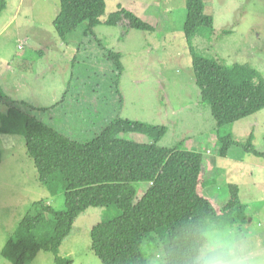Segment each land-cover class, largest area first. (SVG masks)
Wrapping results in <instances>:
<instances>
[{
  "label": "rangeland",
  "instance_id": "rangeland-1",
  "mask_svg": "<svg viewBox=\"0 0 264 264\" xmlns=\"http://www.w3.org/2000/svg\"><path fill=\"white\" fill-rule=\"evenodd\" d=\"M7 2L0 16V111L17 106L56 123L60 131L81 141L94 138L116 116L167 126L160 145L182 144L204 154L208 195L223 205L231 195L229 184L240 187L246 222L222 227L209 220L207 230L231 228L264 244V159L246 152L239 143L222 156L218 143L219 136L228 134L244 143L253 133L255 146L264 150V108L223 126L218 134L210 104L201 101L183 31L185 0H107L103 19L122 2L129 7L140 6L136 10L143 13L145 9L150 17L157 12L159 21L152 18L158 23L156 30L131 29L121 21L114 26L103 24L92 34L86 33V25L82 24L68 41L59 36L53 23L61 8L60 0ZM205 2L206 12L216 21L215 33L202 28L194 39L197 51L207 57L217 55L229 65L249 63L264 76V0ZM151 5L150 14L147 7ZM166 13L170 14L169 25L162 20ZM105 46L123 54L125 70L119 86L117 68L108 59ZM77 111L81 117L75 114ZM85 111L91 112L89 123L82 121ZM121 136L151 141L136 132ZM0 148V264H10L2 250L32 210V204L44 199L62 210L65 189L60 185L53 194L39 181L23 135L0 132ZM148 187L147 182L139 184L138 198ZM119 213L116 206L89 208L78 217L61 246V254L71 256L74 264H103L92 249L91 229ZM161 243L154 234L142 245L151 264H165ZM29 264L56 263L52 252L42 250Z\"/></svg>",
  "mask_w": 264,
  "mask_h": 264
},
{
  "label": "trees",
  "instance_id": "trees-1",
  "mask_svg": "<svg viewBox=\"0 0 264 264\" xmlns=\"http://www.w3.org/2000/svg\"><path fill=\"white\" fill-rule=\"evenodd\" d=\"M185 1L183 31L192 54L196 83L201 101L210 104L219 134L223 126L264 108V76L249 63L229 65L217 55L200 54L194 39L202 28L215 33L216 21L206 12L205 0ZM60 3L53 23L65 41L82 24L86 25V33L92 34L103 24L114 26L121 21L131 29H155L123 6L103 19L108 10L107 0H60ZM7 4V0H0V16ZM105 48L108 59L117 68L119 86L125 70L123 54ZM85 113L82 121L89 123L91 112ZM54 125L17 106L0 111V132L25 137L39 181L53 194L60 185L65 189L62 210L44 199L32 204V210L23 217L14 237L2 250L10 264H29L42 250L52 252L56 264H74L71 256L61 254V246L78 217L91 207L116 206L120 211L115 218L104 219L91 229L92 249L103 264H151L142 245L154 234L162 240L165 264H189L198 236L196 229L207 230L209 220L224 227L246 222L248 218L238 185L229 184L231 195L223 205L206 193L205 158L200 150L186 149L182 144L173 147L159 144L168 131L165 125L116 116L89 141L67 135ZM129 132L144 134L151 141L121 136ZM76 135L79 137L81 133ZM218 143L222 156H227L231 147L239 143L246 152L264 159V150L255 146L253 133L244 143L232 134L219 136ZM1 159L0 148V162ZM142 182L149 183V187L138 198Z\"/></svg>",
  "mask_w": 264,
  "mask_h": 264
},
{
  "label": "clouds",
  "instance_id": "clouds-1",
  "mask_svg": "<svg viewBox=\"0 0 264 264\" xmlns=\"http://www.w3.org/2000/svg\"><path fill=\"white\" fill-rule=\"evenodd\" d=\"M189 264H264V244L231 228L196 229Z\"/></svg>",
  "mask_w": 264,
  "mask_h": 264
},
{
  "label": "crops",
  "instance_id": "crops-1",
  "mask_svg": "<svg viewBox=\"0 0 264 264\" xmlns=\"http://www.w3.org/2000/svg\"><path fill=\"white\" fill-rule=\"evenodd\" d=\"M117 1H119V0H115V2H117ZM128 1V0H127ZM111 2H113V0H111ZM133 5L135 6L136 5V3L134 2L133 3ZM161 5H162V3H161ZM160 5V6H161ZM117 6H118V8H120L121 6H123V7H126V8H129V9H131V10H133V11H135L139 16H141L144 20H146V21H148L150 24H152L154 27H155V29H154V31L156 30V27H157V22L156 21H154V19H152V18H154V17H156V19H158V21H159V17H160V15H158V13L156 12H153L152 14H151V12H152V8H153V6L154 5H151V6H149V7H147L148 8V10L150 11V14L152 15V17H150L148 14H146V12H145V9H143V13H142V11H137L136 9H139V7L140 6H137V7H129V6H127L126 4H122V2H119V3H117ZM117 7H116V10L118 9ZM141 10H142V8H141ZM160 12H161V9H160ZM171 12V11H170ZM162 20H164L165 21V23L166 24H170V22H171V19H170V14H168V13H166L165 15H162ZM166 20H167V22H166ZM170 28V31H171V27H169ZM167 29V28H166ZM166 29H164V30H166ZM174 30V29H173ZM154 31H152V32H154ZM183 32V31H182ZM216 157H214V160H215V162H216ZM206 160V159H205ZM205 162V161H204ZM208 163L209 164H212V163H210L209 161H208ZM204 165H205V163H204Z\"/></svg>",
  "mask_w": 264,
  "mask_h": 264
}]
</instances>
